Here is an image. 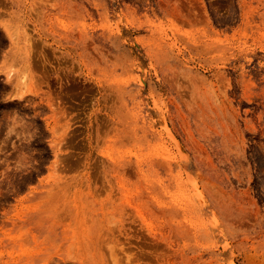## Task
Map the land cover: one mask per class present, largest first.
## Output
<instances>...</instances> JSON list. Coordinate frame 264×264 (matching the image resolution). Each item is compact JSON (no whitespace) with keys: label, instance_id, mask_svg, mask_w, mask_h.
<instances>
[{"label":"rangeland","instance_id":"374dc122","mask_svg":"<svg viewBox=\"0 0 264 264\" xmlns=\"http://www.w3.org/2000/svg\"><path fill=\"white\" fill-rule=\"evenodd\" d=\"M140 263L264 264V0H0V264Z\"/></svg>","mask_w":264,"mask_h":264},{"label":"bare ground","instance_id":"6f19581e","mask_svg":"<svg viewBox=\"0 0 264 264\" xmlns=\"http://www.w3.org/2000/svg\"><path fill=\"white\" fill-rule=\"evenodd\" d=\"M119 27V28H118ZM117 28L118 29H120V28H122L121 27V25L120 24H118V26H117ZM132 45L133 46H135V47H137V42L135 41V42H133L132 41ZM141 64V63H140ZM141 67V66H140ZM143 72V71H142ZM8 76H11L10 75V73H8ZM140 80H141V83H142V85H144V81L145 80H143V77L142 78H139ZM132 95V97H133V100H135L137 97H138V95H140V93L139 92H137V94H136V92H135V94H131ZM122 96L124 97V94L122 93ZM155 103H156V101L154 102V105H155ZM144 104V103H143ZM158 104V103H157ZM148 104H146V105H144V107L145 106H147ZM159 105V104H158ZM138 106L140 107L141 106V104H140V102L138 103ZM148 107V106H147ZM157 108V112L156 113H158V115L161 117V120L164 122V123H166L165 125L167 126V121H166V119L168 118L166 115H165V110H161L162 108H161V105L159 106V107H156ZM161 108V109H160ZM155 110V109H154ZM156 111V110H155ZM56 113H58V112H56ZM148 114H150L149 112H148ZM107 115L110 117V119H114L115 117L113 116V115H111L110 113H108L107 112ZM152 115V114H151ZM132 116H134L135 117V115H132ZM137 116V115H136ZM153 117V116H152ZM142 118H144V115H143V117ZM150 119H151V117H150ZM105 120V119H104ZM150 121H154V120H150ZM107 122V121H106ZM151 127V130H152V132H154V129L152 128V123L150 122V124H149V128ZM131 130H134V129H131ZM169 133H170V131H169ZM133 134V133H132ZM171 137L173 138V141L175 142V144L177 145V149H178V151L180 152V154L185 158V160H184V162H185V164L187 165H189L190 163H188L190 160V156H188V154L184 151V148L182 147V145L180 144V141L178 142V141H176V138L174 137V136H172L171 135ZM174 154H172V156H173ZM167 157H169V155L167 156ZM173 157H175V155L173 156ZM180 157V156H179ZM170 158H171V155H170ZM151 162H153V161H151ZM181 162V161H180ZM183 162V161H182ZM151 164V163H150ZM149 164V165H150ZM148 165V166H149ZM153 166H154V163L152 164ZM169 165V164H168ZM181 165V164H180ZM182 167V166H181ZM184 167H186V166H184ZM113 168V167H112ZM155 168V167H154ZM131 170L132 168L130 167V166H128L127 165V168H124V170L123 171H120V170H117V168H113V172L111 173V174H113V177L117 180V182H123V180H122V177H124L125 176V172L127 173L128 172V170ZM149 169V168H148ZM167 169H171V166H169V167H167ZM187 169V168H186ZM170 174H172L173 175V173H170ZM15 174H8V175H6V176H8V178H9V182H11V184L12 185H14V186H18L19 185V183H20V178H19V181H18V178H17V176H14ZM8 184V183H7ZM199 203H202V201L200 200V202ZM203 206H204V204H203ZM137 236V235H136ZM146 241V240H145ZM142 243V242H141ZM142 244H144V243H142ZM143 246V245H142ZM140 247V246H139ZM138 252V251H137ZM145 252V251H144ZM140 253V252H139ZM138 253V255H140ZM142 253V252H141ZM154 253H156V251L154 252ZM143 254V253H142ZM141 254V255H142ZM147 254V253H146ZM150 254H152V253H149L148 255H150ZM156 255V254H155ZM136 257H137V255H136ZM151 258H152V255L150 256ZM153 258H154V256H153ZM141 264V263H140Z\"/></svg>","mask_w":264,"mask_h":264}]
</instances>
